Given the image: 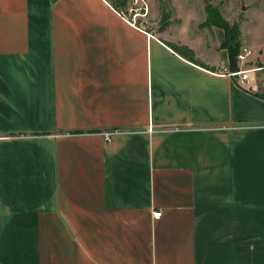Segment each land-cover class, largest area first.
<instances>
[{"label": "crops", "instance_id": "obj_1", "mask_svg": "<svg viewBox=\"0 0 264 264\" xmlns=\"http://www.w3.org/2000/svg\"><path fill=\"white\" fill-rule=\"evenodd\" d=\"M206 3L198 38L171 9L0 0L2 264H264V84L220 71Z\"/></svg>", "mask_w": 264, "mask_h": 264}, {"label": "rangeland", "instance_id": "obj_2", "mask_svg": "<svg viewBox=\"0 0 264 264\" xmlns=\"http://www.w3.org/2000/svg\"><path fill=\"white\" fill-rule=\"evenodd\" d=\"M149 1V0H148ZM158 3L172 10L173 21L171 29L174 33L181 36L189 37L196 35L202 38L203 30H199L198 23L205 16L204 1L216 5L217 12L223 17L234 23L241 20L243 33L253 41L264 44V0H157ZM206 3V4H207ZM134 3L132 0L121 6V10L129 16H136L138 20H143L146 27L150 29L159 28V22L152 23L150 21V13L137 14L135 10H130ZM141 5V3H139ZM138 5V6H139ZM135 6V5H134ZM150 6V2H149ZM153 11V9H152ZM151 11V13H152ZM155 12V7H154ZM153 12V13H154ZM241 49V48H240ZM262 85V82L260 81ZM264 84V83H263Z\"/></svg>", "mask_w": 264, "mask_h": 264}, {"label": "trees", "instance_id": "obj_3", "mask_svg": "<svg viewBox=\"0 0 264 264\" xmlns=\"http://www.w3.org/2000/svg\"><path fill=\"white\" fill-rule=\"evenodd\" d=\"M120 10L121 6H123L127 0H111ZM206 11L208 12L207 19L203 22V25H211V24H219L225 28L226 31V38H225V45L229 49V57L231 58L230 62V69H237L238 60H237V53L240 51L242 42L240 41V33L241 29L238 24V21L231 23L227 21L223 15L217 12L216 5L209 2L206 4ZM162 17L160 19V26L161 28L166 27L170 22V11L167 10L162 4ZM168 44L172 45L177 51H179L183 56L193 59L194 61L200 63L201 65L209 66L206 62H200L197 58H195L194 50L189 45H179L173 41H167ZM0 264H2L0 262Z\"/></svg>", "mask_w": 264, "mask_h": 264}, {"label": "built area", "instance_id": "obj_4", "mask_svg": "<svg viewBox=\"0 0 264 264\" xmlns=\"http://www.w3.org/2000/svg\"><path fill=\"white\" fill-rule=\"evenodd\" d=\"M134 5L131 6L130 10H135V15L137 14H147L149 9V1L148 0H132ZM141 3V5H139ZM139 5V6H138ZM123 12V11H122ZM125 13V12H123ZM126 14V13H125ZM127 15V14H126ZM129 16V15H128ZM129 18L136 23L137 17ZM253 53V48L249 45H242L240 51L237 53V60L239 63V67L237 69H230V68H223L220 70L221 72H228L229 74L237 75L238 80L240 83L251 86L254 88L259 87L258 84L260 81L262 84L264 83V62H254L252 60L251 54ZM115 130H105L103 132L104 136L110 140ZM163 214V210L161 209H153V215L155 218H160Z\"/></svg>", "mask_w": 264, "mask_h": 264}]
</instances>
